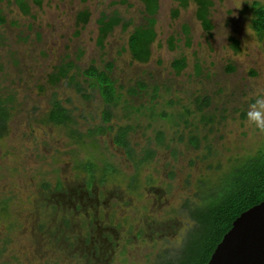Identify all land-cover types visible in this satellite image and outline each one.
<instances>
[{"label": "rangeland", "instance_id": "374dc122", "mask_svg": "<svg viewBox=\"0 0 264 264\" xmlns=\"http://www.w3.org/2000/svg\"><path fill=\"white\" fill-rule=\"evenodd\" d=\"M211 2L214 28L207 31L193 1L174 18L176 0H0V15L6 19L0 26V96L8 99L11 113L0 136V264L181 260L200 235L193 212L228 186L237 167L264 150V131L243 117L249 104L264 95V38L253 23V5L264 6V0ZM147 7L156 8L151 16L157 20V36L150 61L143 64L132 58L129 39L136 27L152 21L145 19ZM82 12L89 13L86 23L78 22ZM118 15L122 22L100 45L99 21ZM124 20L132 21L126 30ZM186 24L190 44L183 34ZM182 58L187 67L178 74L172 63ZM71 61L76 65L69 76L55 81L54 75ZM108 62L115 64L112 75L126 87L137 86L140 78L149 84L142 100L134 98L136 106L144 105L143 113L129 115L122 102L112 121H103L104 102L82 71ZM198 62L203 77L194 76ZM230 65L235 71H228ZM73 75L77 78L70 84ZM155 87L159 96L152 100ZM204 94L213 97L212 104L197 110L196 100ZM57 101L78 122L71 132L42 122ZM186 109L192 114L181 116ZM97 127L105 131L95 133ZM127 127L128 150L119 132ZM191 136L201 139L199 148ZM86 184L100 187L101 197L113 193L122 198L96 221L99 230L114 232L110 241L115 243L112 247L97 237L104 253L95 256L89 244L83 247L87 230L93 229L86 228L88 219L72 210L65 213L56 202L72 199L71 191L81 192Z\"/></svg>", "mask_w": 264, "mask_h": 264}, {"label": "trees", "instance_id": "16d2710c", "mask_svg": "<svg viewBox=\"0 0 264 264\" xmlns=\"http://www.w3.org/2000/svg\"><path fill=\"white\" fill-rule=\"evenodd\" d=\"M142 1L145 3L148 2V0ZM176 1H178V7L173 9L172 17H179L183 9L185 11H188L190 2L193 1L197 6V19H200V21H202V24L207 31L214 28L210 16V8L212 6L211 0ZM253 6L255 9L253 19L254 29L258 36L263 39L264 6L257 2H255ZM153 10H156V8ZM153 10L147 7L146 12L150 14V16L146 17L145 19L152 21L148 22L146 26L136 27L129 39V49L132 54V58L135 61L143 64L150 61L152 53L151 45L153 42H155L157 36V33L155 31L156 29L154 28L157 20L154 16H151L156 12H153ZM78 17V22L86 23L89 18V13L82 12ZM150 17L152 19H150ZM105 20L106 18H103L99 21L101 25V37L98 39V42L100 45L103 44L106 37L112 32L113 28L118 26L123 19L118 15L112 16L107 21ZM5 21V17L0 15V26ZM130 25H132L131 20H124L123 28L125 30ZM183 34L186 35V37L188 36L189 40L187 41V43L190 44L192 38L190 25L186 24L183 26ZM232 40V47L236 52H238V43L236 39ZM170 45L172 49L175 47L171 40ZM160 62L162 63V61ZM75 65V62L71 61L67 65L62 67L60 73H58V75H54V77L56 78L55 81H61L63 80L64 76H69L71 69L74 68ZM172 65L174 70L178 74H180L187 67L186 59H176L174 60ZM114 66L115 64L113 62H108L104 68L91 65L82 71V74L86 78L85 82L89 83V87L91 89H96L99 92L104 102L105 108L102 112V118L105 123H110L112 121V118L115 115V110L122 102L124 103L123 108L126 106L125 109L130 110V112L128 113L129 115H131L133 111L137 113H143L141 108L144 107V105L136 106L134 104V98L142 100L145 97L142 91L149 89V84L141 78L136 80L137 86L132 85L126 87L125 85L119 83L115 76L112 75ZM201 68L202 66L200 65V62H198L195 66V77H203V71ZM235 69L236 67L232 65L228 67V71H235ZM252 74H256V72L252 71ZM76 78L77 77L75 75L71 76L69 78V82H71L70 84L75 82ZM53 80L50 81L53 82ZM78 84L79 83H77V86H79ZM79 90L81 91L82 88ZM158 91L159 87H155L154 91H152L153 94L151 95V97L153 98L152 100L157 99V97L159 96ZM146 96L150 95L147 94ZM83 97L85 99H90L93 98V95L84 94ZM212 99L213 97L209 94H204L198 97V99L196 100L198 103L197 110L203 111L204 109L209 108L212 104ZM6 103H8V99L3 100V98L0 96V136L4 133V130L6 128L5 124L11 117L10 109L5 106ZM169 105L173 106V101H171ZM152 107L153 109L155 108L154 106ZM160 113L163 117L168 115L169 117L171 116V113H168L166 111H160ZM245 113L246 111L243 113L244 118H246ZM186 114L191 115L192 110L186 109V111L183 112L181 116L185 117ZM210 120L212 121L213 119ZM42 122L52 124L57 127H68L70 129V132V126L78 125V122H76L75 116H73L72 111L69 110L60 101H57L53 104L52 109L49 111V113H47L46 118L44 117L42 119ZM104 131V127H97L96 130H94L95 133H103ZM129 131L130 127H127V129L120 128L119 131L121 137H126L125 140L127 139L125 143H123L124 147L127 150L128 148H131L129 146L128 140ZM75 135L76 134H72V136ZM163 136V133H160L159 140L164 139ZM190 142L193 147L199 148L201 139H199L197 136H191ZM152 153V151H148V154L151 155ZM227 185L228 186H226L224 190L219 192L217 197L213 199V196H211L212 199L209 204L205 205L204 207H197V214L196 210L195 212H193V214L198 217L195 218L196 222L198 223L195 233L200 234L201 236L198 235L195 240H191L192 242H190L185 255H183L181 257V260L175 264H208L218 244L223 240L226 233H228L232 228L233 222L242 213L264 201V150L259 152L257 157L251 158L237 167L235 172L230 176ZM168 264L174 263L169 262Z\"/></svg>", "mask_w": 264, "mask_h": 264}, {"label": "water", "instance_id": "95a60500", "mask_svg": "<svg viewBox=\"0 0 264 264\" xmlns=\"http://www.w3.org/2000/svg\"><path fill=\"white\" fill-rule=\"evenodd\" d=\"M208 264H264V201L233 222Z\"/></svg>", "mask_w": 264, "mask_h": 264}, {"label": "flooded vegetation", "instance_id": "af4514ba", "mask_svg": "<svg viewBox=\"0 0 264 264\" xmlns=\"http://www.w3.org/2000/svg\"><path fill=\"white\" fill-rule=\"evenodd\" d=\"M97 191V192H96ZM73 193H71V197L73 196L72 199H69L68 201L66 200V197H62L60 200L56 201L57 204L59 205V207H61V210L63 209V211L66 213L68 211H73L76 215L77 214H83L84 219L89 221L88 226H86L87 229H90L91 227L89 226H93L94 229V225L97 221V219H99L102 215V210L107 208L109 211V209L112 207V204L115 202V205H120L122 202V198L119 196H116L113 193L110 194H106L101 197V188L99 187H94L91 186L90 188L88 187V184L85 185L84 190H82L81 192L77 191L74 193V190L71 191ZM105 210L103 215H105L104 217H106L105 214ZM97 233H94V230L91 228L89 231L87 230L88 234V238L86 240V242H84V249L88 246L86 245L89 244V252L90 254L93 256H95L97 254V252H103L104 253V249L102 244H100V241L97 239V237H104V239L108 242H110V244L112 245L113 241H110V237L111 236H115L113 231L107 232L104 231L103 229L99 230V225H97ZM95 234V235H94ZM112 247H114L112 245ZM80 248V247H78ZM77 248V249H78ZM75 249V251L77 250ZM86 250V249H85ZM91 250V251H90Z\"/></svg>", "mask_w": 264, "mask_h": 264}, {"label": "clouds", "instance_id": "9594fccd", "mask_svg": "<svg viewBox=\"0 0 264 264\" xmlns=\"http://www.w3.org/2000/svg\"><path fill=\"white\" fill-rule=\"evenodd\" d=\"M246 121L260 131H264V95H258L249 104L245 113Z\"/></svg>", "mask_w": 264, "mask_h": 264}]
</instances>
